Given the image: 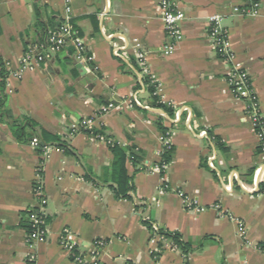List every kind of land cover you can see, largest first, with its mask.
Listing matches in <instances>:
<instances>
[{
	"label": "crops",
	"instance_id": "crops-1",
	"mask_svg": "<svg viewBox=\"0 0 264 264\" xmlns=\"http://www.w3.org/2000/svg\"><path fill=\"white\" fill-rule=\"evenodd\" d=\"M71 1L72 22L94 68L75 60L72 44L58 51L47 47V31L63 20L64 0H0V72H6L0 97L7 95L12 115L32 117L65 136L72 148L66 153L52 147L40 155L32 141L20 143L0 120V264H29L32 253L33 264H79L60 243L65 228L85 246L105 243L98 250L100 264H264V192L259 188L264 153L257 152L259 137L244 119L246 102L228 81L230 67L240 65L264 117V0L254 14L233 11L248 6V0H178L185 14L184 38L171 55L162 51L167 38L159 0ZM214 14L224 15L230 62L210 41L208 20ZM120 37L128 43L125 54L114 50ZM40 43L44 60L22 78L14 77L29 47ZM141 50L146 66L137 57ZM146 76L155 79L162 101L174 107V118L150 105ZM108 102L114 107L97 117L96 130L144 157L140 171L126 164L135 184L132 199L115 198L109 186L111 145L84 132L70 134L71 127ZM159 118L175 147L164 175L154 169L162 160ZM41 161L47 234L32 248L25 225L39 203L33 188ZM180 192L194 207L184 204ZM157 225L190 242L189 254L176 243L177 249H155L151 239Z\"/></svg>",
	"mask_w": 264,
	"mask_h": 264
},
{
	"label": "built area",
	"instance_id": "built-area-1",
	"mask_svg": "<svg viewBox=\"0 0 264 264\" xmlns=\"http://www.w3.org/2000/svg\"><path fill=\"white\" fill-rule=\"evenodd\" d=\"M250 3L248 6L234 7L235 13H248L254 14L260 8V0H248ZM64 16L62 22L54 29L48 30L47 47L51 51H58L68 44H72L75 52L74 58L76 61L88 65L92 56L88 53L83 39L78 35V32L72 22V1L64 0ZM159 7L162 12V19L164 22L167 43L164 45L162 51L165 55H171L176 49L177 45L183 40L184 33L182 28V21L185 19L184 12L178 7V0H159ZM224 15L214 14L209 17V38L213 45L215 52L227 62H230L233 58L230 41L228 39L227 32L223 26ZM114 50L116 54H125L128 50V43L124 37H120V43H114ZM43 45H31L27 50L26 54L22 58L21 65L18 70L12 74L16 78H22L27 71L34 70L39 62H42L45 58ZM137 57L141 65L146 66V51L141 50L137 52ZM152 81L156 83L155 79L151 76ZM248 74L244 71L240 65H233L229 69L228 81L230 83L232 92L237 97H240L246 102L245 116L244 119L249 121L254 126V129L259 125V120L263 117L257 102L256 95L248 88ZM135 102L142 104L137 98ZM114 107L113 103L103 106L97 115L85 118L81 123L74 125L70 128L71 134L77 132H83L82 130H88L90 135L98 141L105 142L108 145H117L110 137L100 132L95 134L96 126L95 122L99 115H102ZM261 131L256 132L259 137V142L264 137V124L260 125ZM163 149L160 154L163 153L166 147H170L172 144L169 141V136L162 135ZM34 147L38 146V140L32 141ZM215 157H209V163L212 168H215L214 163ZM168 164L162 160L160 164L154 167L155 170L160 172H166ZM262 168L259 167L255 172V178L259 176V172ZM43 170V162L40 164L37 170V184L34 186V195L38 199L39 203L37 207L32 208L29 211V219L32 223V231L27 232V242L30 247H34L39 241H43L47 234V223L46 218L48 216L46 210V198L44 196V189L41 179L40 172ZM166 186H162L161 192L166 191ZM183 197V202L188 207H194V203L184 196L182 192L179 193ZM204 210V208H200ZM155 227L154 236L151 239L152 243L159 247H171L177 249L178 246L174 242H169V239L159 233ZM60 243L72 254L75 261L79 264H100L97 260L98 250L104 246V242L101 240L95 241L92 245H84L77 241L76 235L69 229H63L60 235ZM91 257L93 260H88ZM35 261V255L32 253L28 257V263L33 264Z\"/></svg>",
	"mask_w": 264,
	"mask_h": 264
},
{
	"label": "trees",
	"instance_id": "trees-1",
	"mask_svg": "<svg viewBox=\"0 0 264 264\" xmlns=\"http://www.w3.org/2000/svg\"><path fill=\"white\" fill-rule=\"evenodd\" d=\"M74 23V22H73ZM75 26V25H74ZM78 35H80V32L78 28L75 26ZM48 33V31H47ZM48 37V34H47ZM39 45H42L40 43ZM91 64V63H90ZM0 65L3 67V63L0 61ZM92 68H94V65L91 64ZM74 75H78V69L73 68ZM1 77L2 80L0 81L1 88L4 90L5 87V76L6 72L4 68L1 69ZM144 82L148 83V91L151 95L152 101L150 105L152 107L160 108L162 109L170 118H174L175 116V109L172 105L164 103L161 99V97L158 95V85L157 83L152 81L151 76H146L144 79ZM247 86L251 91L253 92V86L251 79L248 78ZM7 104V95L4 93L2 97H0V120L5 121L8 123L14 137L20 142V143H30L34 139L38 140V146L35 147L40 155H44L48 152V150L52 147L58 148L63 150L66 153H71L72 148L67 143V140H65V136L52 133L45 128H43L36 120H34L32 117L27 115H22L20 117H16L12 115L6 106ZM107 104H110L108 102ZM82 121H80L81 123ZM259 125L255 128L256 132L261 131V123L264 124V117H262L259 120ZM157 126L159 131L164 136H169V129L166 127L163 123V119L159 118L157 121ZM84 133L89 134L90 132L88 130L83 129ZM95 134L99 133L98 130L94 132ZM71 134V132H70ZM73 135V134H71ZM65 137V138H64ZM213 138L216 141V145L219 148H224L222 142L217 136H213ZM114 158L111 163V180H110V188L112 189L115 198L117 199H132L131 193L135 191V184L133 182V176L128 174L126 164L128 161L132 163V165L135 167V172L140 171L142 169L140 167L144 157L143 154L140 152V150L136 149L135 147H130L129 152L119 146V145H111L110 146ZM175 152L174 145H171L170 147H166L162 153V161L164 163L169 164L173 159V154ZM258 153H264V137L259 142V145L257 147ZM42 162V161H41ZM207 166L206 164H204ZM41 176L43 177V171L40 172ZM165 173L162 172V175ZM37 183H35L36 185ZM260 191L264 192V181L259 183ZM48 218H46V223ZM145 224L148 227H153V224L144 221ZM26 228L27 232L32 231V223L29 219V212L27 214V220H26ZM157 231L176 243L183 251L185 255H188L191 251V243L188 241H184L178 232L170 231L168 229H164L157 225Z\"/></svg>",
	"mask_w": 264,
	"mask_h": 264
},
{
	"label": "water",
	"instance_id": "water-1",
	"mask_svg": "<svg viewBox=\"0 0 264 264\" xmlns=\"http://www.w3.org/2000/svg\"><path fill=\"white\" fill-rule=\"evenodd\" d=\"M77 67L80 68V69L82 70V74H83V75L86 73V69L84 68L83 65L78 64Z\"/></svg>",
	"mask_w": 264,
	"mask_h": 264
}]
</instances>
